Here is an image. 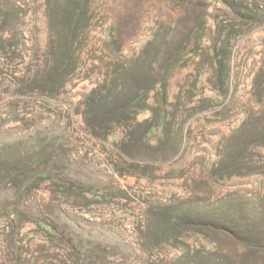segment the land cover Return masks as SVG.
<instances>
[{"label": "rangeland", "instance_id": "1", "mask_svg": "<svg viewBox=\"0 0 264 264\" xmlns=\"http://www.w3.org/2000/svg\"><path fill=\"white\" fill-rule=\"evenodd\" d=\"M0 264H264V0H0Z\"/></svg>", "mask_w": 264, "mask_h": 264}, {"label": "trees", "instance_id": "2", "mask_svg": "<svg viewBox=\"0 0 264 264\" xmlns=\"http://www.w3.org/2000/svg\"><path fill=\"white\" fill-rule=\"evenodd\" d=\"M221 61L220 59H218V64L220 65ZM149 87H143V88H138L136 90H134L130 95H128L125 100H124V107H130L132 106L135 102H137V100L141 97H146L148 95V92L150 90H148ZM239 238L244 244L247 245H251L252 243H254L255 239L254 237H249L246 234H238ZM252 247H254L253 245H251Z\"/></svg>", "mask_w": 264, "mask_h": 264}]
</instances>
